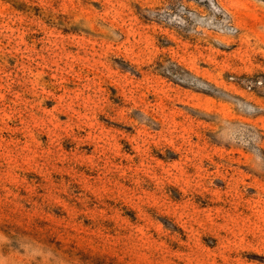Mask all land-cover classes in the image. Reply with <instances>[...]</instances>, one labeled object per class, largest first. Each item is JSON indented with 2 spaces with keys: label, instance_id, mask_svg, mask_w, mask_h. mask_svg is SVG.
I'll return each mask as SVG.
<instances>
[{
  "label": "rangeland",
  "instance_id": "374dc122",
  "mask_svg": "<svg viewBox=\"0 0 264 264\" xmlns=\"http://www.w3.org/2000/svg\"><path fill=\"white\" fill-rule=\"evenodd\" d=\"M264 0H0V264H264Z\"/></svg>",
  "mask_w": 264,
  "mask_h": 264
},
{
  "label": "built area",
  "instance_id": "2783aa9c",
  "mask_svg": "<svg viewBox=\"0 0 264 264\" xmlns=\"http://www.w3.org/2000/svg\"><path fill=\"white\" fill-rule=\"evenodd\" d=\"M246 87L248 90L258 89L264 92V75L258 77L254 81H251Z\"/></svg>",
  "mask_w": 264,
  "mask_h": 264
}]
</instances>
